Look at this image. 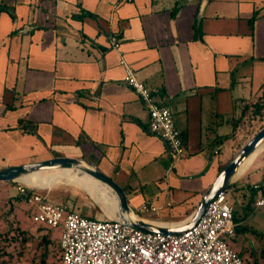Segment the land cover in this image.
<instances>
[{
	"label": "crops",
	"instance_id": "crops-1",
	"mask_svg": "<svg viewBox=\"0 0 264 264\" xmlns=\"http://www.w3.org/2000/svg\"><path fill=\"white\" fill-rule=\"evenodd\" d=\"M121 57L174 115L188 157L173 174L171 151L149 132ZM263 87L264 0H0V169L27 159H87L132 189L134 212L157 213L145 220L190 219L220 173L223 148L236 150L243 106ZM247 171L230 186L241 204L252 185L264 183V163ZM157 181L167 183L160 205L151 200ZM143 184L149 188L139 192ZM59 190L70 194L68 206L82 199L76 189ZM14 196L0 198V215ZM23 202L31 217L28 200L15 202L8 221L0 219L4 228H20ZM145 203L154 210L144 211ZM33 227L23 231L31 236Z\"/></svg>",
	"mask_w": 264,
	"mask_h": 264
},
{
	"label": "built area",
	"instance_id": "built-area-1",
	"mask_svg": "<svg viewBox=\"0 0 264 264\" xmlns=\"http://www.w3.org/2000/svg\"><path fill=\"white\" fill-rule=\"evenodd\" d=\"M110 43L120 50L116 36L111 37ZM120 63L126 69L127 84L147 109L149 132L162 139L178 161L185 154V144L171 109L156 101L123 57ZM16 184L17 192L26 196L36 210L34 221L49 228L62 227L61 264H247L226 241V237H234L238 227L227 191L216 196L193 228L182 234L165 235L136 229L115 218L98 219L67 212L62 205L48 201L41 189L22 181ZM255 188L259 196L254 207L262 208L264 195L259 185ZM142 209L154 210V206L148 203Z\"/></svg>",
	"mask_w": 264,
	"mask_h": 264
},
{
	"label": "rangeland",
	"instance_id": "rangeland-1",
	"mask_svg": "<svg viewBox=\"0 0 264 264\" xmlns=\"http://www.w3.org/2000/svg\"><path fill=\"white\" fill-rule=\"evenodd\" d=\"M232 150L230 149V147L223 148L222 152L219 155V158L222 162V163H220V166H223L225 164H227V165L229 164V162L232 160V156L234 155V151H232ZM187 157H188V155L185 154L179 158V161L184 160ZM30 161H31V159H27L28 163ZM178 162L177 161L175 162V160L173 159V163H172L173 167L170 171V172H172V174L174 173L173 170L176 167ZM254 162H255V165H257V164L260 165V164L264 163V150H262L256 156ZM15 166H18V165H15ZM249 172L250 171H246L241 176L246 177L247 175H249ZM61 182H59V183H61ZM57 185L55 187L51 188L53 192H50V193H47L48 189H44L42 191L40 190L42 193L46 194L48 201L55 203V204H60L63 197H61V194L59 192L61 190H59V189H61V188L76 189L79 193L81 192L80 197L82 199L80 201L78 200V205H77V208L75 209V211H68L67 210V212H77L79 214L90 213L92 216H94L95 218L97 217L99 219H105L108 217L111 218L109 215L111 212H113L115 210V207H114L115 204L113 203L111 198H106V197L104 198V196L98 192L90 194L88 192H85V190H83L79 186H75L74 184L72 185V184L64 183V184L59 185V186H57ZM1 187H3V188H1ZM122 187L124 188L125 192L127 193V196L130 197L132 189L129 187H124V186H122ZM148 188L149 187H146V185L143 184V187H141L139 185L137 187V190L139 192H140V190L146 192V190ZM150 189H152L156 192V194L153 197H151V200L154 201L158 205L162 204L163 199H162V197L160 198V192L163 193L164 190L167 189L166 181H164V182L157 181L156 185L155 186L152 185L150 187ZM133 190H136V189L133 188ZM17 194H18V192L16 191L15 186L12 187L11 184L10 185L8 184L7 187L5 188L3 184H0V198H5L7 196L17 195ZM47 194H49V195H47ZM227 198H228L229 203L232 204L233 206H235V215L240 216V217H246V218L248 217V219L246 220L247 221L246 225L249 227L248 231H247V232H249L248 235L241 233L239 235V237L236 239L237 241H235V239H233L234 237H226L227 243L229 244V246L233 250H235L237 252V254L245 262L247 260L246 258H250L249 254L251 253V256L253 259L251 258L249 260L250 264H255L254 260L257 258H258V260H260V264H264V256H263L264 250L262 249V233L264 234V207L255 208L252 205L251 208H249L248 210L244 209V206H242V204L239 202L241 199L240 192L233 190L232 187H230L227 190ZM147 202H150V201H147ZM167 202H169V199ZM145 204H148V203H145ZM176 206L177 205H175V207ZM83 208H84V210H83ZM27 209H26V204L23 202L21 208L19 209L20 210L19 214H18L19 216H17L18 223H20L21 230L20 229L18 230V228L13 229L12 233L8 234L7 236L6 235L0 236V248L3 247L4 250H7V251L12 252V253L17 252V248L22 246V243H23L22 239L30 237V235H29L30 233L23 231V230L31 229L32 225L33 226L34 225H40L38 223H35V221L33 219V216H34L36 210L32 209V207H31V217H30V215H27L26 212L25 213L23 212ZM28 211H30V209H28ZM138 214L141 217H149V218H154L157 216V213L143 214L142 212H139ZM3 226L4 225H2L0 223V234H1V232L3 233L6 231V227L4 228ZM33 228H34L33 231L35 232V234L31 233V235H35V237H34V240L32 241L31 247H30V251L32 249V253H34L33 251L35 249H37L38 245L42 241V234H36L37 228L36 227H33ZM49 229H50V231H49L50 237L53 238L54 241L60 242L62 232H63L62 227L49 228ZM5 236L8 238V241H5V238H6ZM11 238L13 239V241H11ZM58 249H59V247L52 250V252L55 253L56 256L59 255ZM32 253H31V258L33 256ZM29 257H30L29 253L25 254V256L23 258H21L20 261H17V264H28L29 263ZM260 257H262V258L260 259Z\"/></svg>",
	"mask_w": 264,
	"mask_h": 264
},
{
	"label": "water",
	"instance_id": "water-1",
	"mask_svg": "<svg viewBox=\"0 0 264 264\" xmlns=\"http://www.w3.org/2000/svg\"><path fill=\"white\" fill-rule=\"evenodd\" d=\"M264 146V128L252 137L219 173L216 180L207 190L197 210L186 223H159L141 218L131 208L127 193L113 178L105 174L98 166L83 158L55 157L47 160L29 162L18 166L0 169V182L16 183L37 172L71 171L79 172L91 177L98 185L106 186L115 196V219L122 224L136 229L165 235L182 234L193 228L204 215L209 204L218 194L227 191L237 179L243 164ZM87 192V191H85ZM113 199V198H112ZM114 202V201H113ZM134 216V218H133Z\"/></svg>",
	"mask_w": 264,
	"mask_h": 264
},
{
	"label": "trees",
	"instance_id": "trees-1",
	"mask_svg": "<svg viewBox=\"0 0 264 264\" xmlns=\"http://www.w3.org/2000/svg\"><path fill=\"white\" fill-rule=\"evenodd\" d=\"M236 127H237V131L235 133L236 150L234 152V155L232 156V159L252 137H254L262 128H264V87L261 91V94L255 100L243 106L242 114L237 120L235 128ZM226 165L227 164L220 167V172L226 167ZM258 185L261 187L260 193L264 195V183L258 184ZM258 194H259V191L256 190L255 185H252L250 187V192L247 195H244V199L242 201V206H244V209L248 210L249 208H251L252 204L254 203L255 195L257 196ZM69 195L70 194H64V197L62 201L60 202V204L63 207H65V209L68 211H75L78 205V201H76L73 198L72 199L73 202L71 206H68L66 201L69 199ZM23 200L27 201V197L22 196V195H15L13 198H11L9 200V203H11L12 207H10L6 212L1 214L0 219H2L3 221H8L7 216H11L12 211L14 210L13 203L23 201ZM83 215H85V213ZM244 218L245 217H240V216L235 215V211H234V219L236 222H240V220ZM6 226H7L6 231L3 233L1 232L0 236L2 235L7 236L8 234L12 233L13 229H17V228L18 230L20 229L19 227L15 226L13 222H10ZM248 228L249 227L247 225L243 227H240V226L237 227L234 237H238L241 233L243 234ZM49 231H50L49 227L45 225L40 224L39 227H37L36 234H42V241L38 245L37 249H35L36 251L35 250L33 251L34 253H32V249L30 251V247H31L32 241L34 240L35 235H31L29 238L22 239V242H23L22 246L18 247L17 252L15 253L4 250V248L1 247L0 248V262L17 264V261H20L21 258L25 256V254L29 253V256H30L29 264H61L62 263V250L60 247V242L54 241L53 238L50 237ZM5 241H8L7 237L5 238ZM11 241H13L12 238H11ZM57 247H59L58 256H56V254L52 252V250ZM262 249L264 250V241L262 243ZM31 253L33 254L32 258H31ZM246 263L250 264V262H248L247 260H246ZM255 264H260V261H258L257 259L255 261Z\"/></svg>",
	"mask_w": 264,
	"mask_h": 264
},
{
	"label": "bare ground",
	"instance_id": "bare-ground-1",
	"mask_svg": "<svg viewBox=\"0 0 264 264\" xmlns=\"http://www.w3.org/2000/svg\"><path fill=\"white\" fill-rule=\"evenodd\" d=\"M264 150V146L259 149V151L255 152L241 167L238 176L242 175L244 172L248 170V168L252 165L254 162L256 156ZM62 181V182H61ZM22 182H25L27 184H30V186L37 187L39 189H51L55 187L59 182L57 186L62 185L64 183L66 184H74L75 186H79L83 190L87 191L90 194H93L95 192L100 193L104 196V198H111L113 203L115 204V196L111 192L109 188L106 186L98 185L95 180H93L91 177L79 173V172H71V171H45V172H37L31 177H27ZM113 198V199H112ZM115 207V206H114ZM116 209V207H115ZM111 218H115V210L110 213L109 215ZM134 218V216H133Z\"/></svg>",
	"mask_w": 264,
	"mask_h": 264
}]
</instances>
